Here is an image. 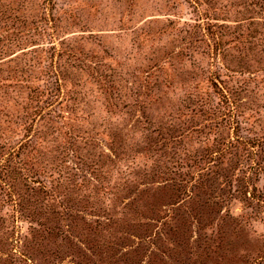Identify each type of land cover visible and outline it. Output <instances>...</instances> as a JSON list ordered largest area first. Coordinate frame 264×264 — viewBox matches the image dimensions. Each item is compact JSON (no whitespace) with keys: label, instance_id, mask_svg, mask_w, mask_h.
<instances>
[{"label":"rangeland","instance_id":"rangeland-1","mask_svg":"<svg viewBox=\"0 0 264 264\" xmlns=\"http://www.w3.org/2000/svg\"><path fill=\"white\" fill-rule=\"evenodd\" d=\"M0 264H264V0H0Z\"/></svg>","mask_w":264,"mask_h":264}]
</instances>
